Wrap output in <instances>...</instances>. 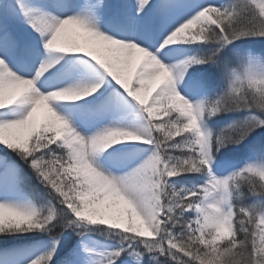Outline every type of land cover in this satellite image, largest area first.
Instances as JSON below:
<instances>
[{"label": "snow or ice", "instance_id": "obj_1", "mask_svg": "<svg viewBox=\"0 0 264 264\" xmlns=\"http://www.w3.org/2000/svg\"><path fill=\"white\" fill-rule=\"evenodd\" d=\"M0 264H264V0H0Z\"/></svg>", "mask_w": 264, "mask_h": 264}, {"label": "trees", "instance_id": "obj_2", "mask_svg": "<svg viewBox=\"0 0 264 264\" xmlns=\"http://www.w3.org/2000/svg\"><path fill=\"white\" fill-rule=\"evenodd\" d=\"M231 114H228L227 116H225V120L230 118ZM236 151L238 152V155L241 159H243L246 155V150L244 148H239V149H236Z\"/></svg>", "mask_w": 264, "mask_h": 264}]
</instances>
